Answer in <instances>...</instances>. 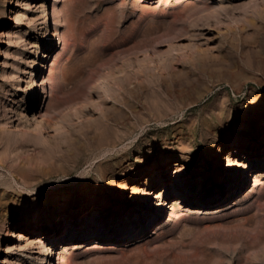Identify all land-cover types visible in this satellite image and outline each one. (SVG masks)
I'll list each match as a JSON object with an SVG mask.
<instances>
[{
  "label": "rangeland",
  "instance_id": "374dc122",
  "mask_svg": "<svg viewBox=\"0 0 264 264\" xmlns=\"http://www.w3.org/2000/svg\"><path fill=\"white\" fill-rule=\"evenodd\" d=\"M0 264H264V0H0Z\"/></svg>",
  "mask_w": 264,
  "mask_h": 264
},
{
  "label": "bare ground",
  "instance_id": "6f19581e",
  "mask_svg": "<svg viewBox=\"0 0 264 264\" xmlns=\"http://www.w3.org/2000/svg\"><path fill=\"white\" fill-rule=\"evenodd\" d=\"M195 212H197V213H201L202 211H201V210H197V211H195ZM12 236H15V237L18 238V239L23 238L22 233H18V234H16L15 232H12ZM40 242H41V240H38V239L34 241L35 244L40 243Z\"/></svg>",
  "mask_w": 264,
  "mask_h": 264
}]
</instances>
